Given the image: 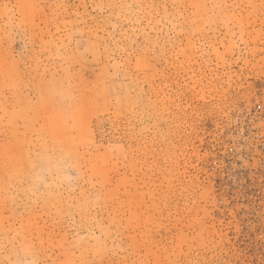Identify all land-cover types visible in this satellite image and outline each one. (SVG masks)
Here are the masks:
<instances>
[{
    "label": "rangeland",
    "instance_id": "rangeland-1",
    "mask_svg": "<svg viewBox=\"0 0 264 264\" xmlns=\"http://www.w3.org/2000/svg\"><path fill=\"white\" fill-rule=\"evenodd\" d=\"M0 264H264V0H0Z\"/></svg>",
    "mask_w": 264,
    "mask_h": 264
}]
</instances>
